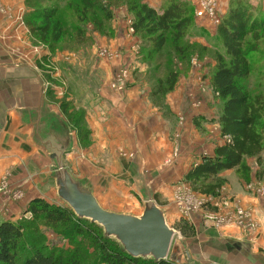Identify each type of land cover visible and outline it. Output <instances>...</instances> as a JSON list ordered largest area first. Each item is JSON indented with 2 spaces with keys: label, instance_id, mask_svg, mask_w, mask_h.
Segmentation results:
<instances>
[{
  "label": "trees",
  "instance_id": "trees-1",
  "mask_svg": "<svg viewBox=\"0 0 264 264\" xmlns=\"http://www.w3.org/2000/svg\"><path fill=\"white\" fill-rule=\"evenodd\" d=\"M23 3L26 12L22 19L28 38L53 53L55 50L73 52L85 44L90 45L88 25L103 35H110V9L118 6L112 0H23ZM122 4L126 5L133 34L139 40V61L146 64L143 76L149 87V102L164 114H170L166 95L174 90L179 77L189 71L191 57L214 58L209 82L221 101L216 121L224 140L214 147L213 156L202 157L192 164L183 179L200 195H216L225 182L220 174L228 169L242 180L248 181L253 175L255 180L264 181L262 8L249 0H229L215 26L214 38L219 47L207 48L200 42L188 40L193 35L190 29L195 26L194 7L189 0H163L160 10L143 0H122ZM61 43L65 48H61ZM133 76L139 77V72L133 70ZM254 78L261 81L255 91L247 83ZM52 97L78 141L88 145L90 130L84 110H76L72 100L66 97ZM193 123L199 126L197 119ZM248 158H253L257 166L253 174ZM26 210L31 215L29 219L0 220V264H192L180 262L172 254L158 262L131 257L121 251L116 242L104 237L98 226L78 219L64 205L34 198L27 203ZM39 223L55 229L71 242L72 249L46 247L40 235H36ZM83 247L92 248L91 261H87Z\"/></svg>",
  "mask_w": 264,
  "mask_h": 264
},
{
  "label": "crops",
  "instance_id": "crops-1",
  "mask_svg": "<svg viewBox=\"0 0 264 264\" xmlns=\"http://www.w3.org/2000/svg\"><path fill=\"white\" fill-rule=\"evenodd\" d=\"M143 1L157 10H160L163 5V0ZM189 1L195 5V20L198 25L211 24V18L201 8L202 0ZM216 1L217 8L223 14L229 0ZM249 1L251 4L259 5L264 11V0ZM0 2L10 9L22 5V0H0ZM12 22L14 19L0 12V185L2 183L6 185L0 191V220L16 218L30 200L45 198L43 186L49 189V185H54V181L50 183L47 180L49 175L52 177L53 163L44 146L38 142L37 133L44 105L62 117L57 106L54 110V106L45 100L44 82H47L44 79L43 73L45 72L37 62L38 59L35 55L27 54V50L23 49L20 42L14 38L19 35L18 33H21V30L17 28L14 32ZM117 23L121 28L125 26L123 22L118 21ZM124 32L122 31V35L120 34L118 38L114 37L115 39L105 40L102 43L115 49L125 45L128 55L133 57V54L130 53L131 45L139 40L136 37L128 36V34L125 36ZM213 32H215L214 25ZM21 36L27 37L22 33ZM22 53L27 55L26 59L21 58L20 54ZM65 53L72 54L73 52ZM65 53L58 52L53 60H60ZM136 58L138 57L133 58L136 62L133 60L131 68L133 70L135 68L140 76L131 77L132 79L123 93L110 88L109 78L108 80L101 79L103 83L98 81L95 87L92 86L95 93L93 101L95 105H92L89 110L92 114L90 116L86 114L85 117L94 137L97 138L96 147L108 150L110 153L105 165L110 166L111 169L120 170L119 175L122 176L128 172L132 173L139 184L146 181L147 178L157 182L159 187L154 185L152 190L156 195L158 190H164V182L181 176L183 178L184 173L191 167L190 165L200 161L202 157L213 156L214 147L222 142L214 144L213 141L206 139L209 135L199 134L195 131L193 119L200 115H196L195 111L189 112L183 102L187 98V91L192 87L182 92L178 86L176 90L169 93L171 99L167 96L165 103L170 114H164L163 111L152 106L148 99L149 87L143 76L146 64ZM204 63L206 62L197 61L196 64H193V67L187 72L186 81H189L190 75L193 74H197L198 78L196 71L204 72ZM60 71L58 66H54L52 73L59 76ZM104 73L102 70H98V73L94 74H99L102 77ZM188 83L186 86L191 85ZM192 85L196 84L193 82ZM192 89H196V87ZM89 91L86 89V93ZM188 98L187 106L194 107L193 97ZM85 100L90 103L89 96ZM103 113L107 114L105 115L106 120L100 124L97 119H100ZM181 120L184 124H179L178 121ZM216 127L219 134L218 123H216ZM170 138L171 140L174 138L173 141H169ZM174 143H180L181 155L172 164L163 165L162 161L166 159L167 152L171 150ZM67 154H64V160ZM162 158L164 159L162 160ZM100 161L102 162L103 159ZM130 161L134 163H130ZM251 161L252 163H250ZM247 164L253 174L257 167L255 160L248 158ZM220 175L224 177L225 182L217 193L234 197L233 199L253 218L256 227L244 230L233 222L218 226L211 221L204 220L199 214L186 215L188 220L195 225L198 237L202 239V245L218 243L220 249L223 245L226 252V254L222 252L213 255L206 253L199 254V256L205 261L215 264H264V197L258 196L252 187L246 188L245 183L236 178V174L233 175L232 169L225 170ZM252 178L251 181H257L254 176ZM45 181H47V185L44 184ZM93 189L96 191V186H93ZM173 190L174 186L169 191L163 192L169 193L170 196L173 194ZM6 191L8 194L18 191L22 196L18 200H12L7 196ZM93 193L95 197L99 198L97 192ZM213 196H218V194ZM170 204L166 217L174 219L179 210L174 206L172 199ZM123 210L125 209L121 208V211ZM186 256L188 258L187 254Z\"/></svg>",
  "mask_w": 264,
  "mask_h": 264
},
{
  "label": "rangeland",
  "instance_id": "rangeland-1",
  "mask_svg": "<svg viewBox=\"0 0 264 264\" xmlns=\"http://www.w3.org/2000/svg\"><path fill=\"white\" fill-rule=\"evenodd\" d=\"M112 1H113V4H116L118 6H113L110 9L112 18L108 22H109L111 34L106 36V35L99 33L95 29H92V26L90 25L86 26L87 34L90 35V37L92 38V43L90 45L85 44L79 47L76 51H73L72 54L65 53L67 52L66 50H61V51L55 50L53 53L50 50H48V48H46L45 46L33 43L28 38L27 32L20 27L18 29L21 30V33L23 34V36L26 35L27 37L26 38L22 36L20 37L19 35H21V33H18L19 35L16 34L18 36L14 37L16 38L17 41L20 42L23 49L27 50L26 51L27 54L32 55L33 53L36 59H38L37 62L40 63L41 68H43L45 72L43 73L44 79L47 81V82H44L45 92L47 91L50 97L54 96L56 99H62V97H66L67 99L72 100L74 108L76 110L83 109L85 116L86 114H88V116L92 114L89 111L92 105H95V103L93 102L95 98L94 96L95 93L93 92L92 88L95 87L96 84H98V81L102 82L101 79L108 80L109 78V83H110L113 75L115 74V71H117L122 66H127L131 69V66L134 60L133 58L138 57L139 55L138 53L139 45H140L139 41H137V43L134 42L131 45V47L136 44L138 45V51L137 53L133 54V57L128 55V52H127L128 50L127 48L124 47L125 45H123L122 48L115 49L109 45H104L102 43L105 40L115 39L114 37L118 38L120 34L122 35L121 33L122 31H125L124 34L125 36H127L126 28L127 26H129L130 21H131V17L129 13L127 12L126 5L125 4L120 5L122 0H116V2L115 0H112ZM42 3L44 2L42 1ZM191 3L194 7L195 6L194 3L193 2ZM216 7H217V3H216ZM201 8L204 12L203 2H201ZM24 11L26 12V7L24 6L23 0H22L21 6L11 7L12 15L22 16ZM223 14H221L219 8H217L214 15L212 16L207 15L209 18H211V24L198 25L197 21L195 20L196 9L194 7L195 26L193 25V27L190 29L193 35L188 40L191 42L192 41L200 42L207 48H213L216 46L219 47V45H217L216 43V39L214 38L213 25L214 27L216 26L217 22L219 21L220 17ZM118 21L123 22L125 26L121 28L117 23ZM11 24L13 25L14 32H16L17 27H18L17 22L14 21ZM131 36L135 37L133 33ZM60 46L61 48H65L63 47V43H61ZM100 47H107L109 49L111 48V50H119L121 53V58L120 59L105 58L104 56L99 54ZM58 52H63L65 54L60 58V60H53V58ZM130 53H132V51ZM22 54H20L21 58H23ZM126 56L127 58H125ZM136 59L140 60V58H136ZM134 61L136 62V60ZM197 61L206 62L204 63L205 71L204 72L196 71V73H198V78H197V74H193V75H190L191 77L189 81H186L185 79L187 77V73L181 75L178 79L179 81L177 82L174 90H176L178 86L180 89H182V92L185 91L187 88L196 87V89H192V88L191 90L189 89L187 91L188 93L186 92L187 98L186 99L184 98L185 100H183V102L186 105V109L189 112L195 111L197 112L196 115H200L196 117L193 116L195 117L194 119H197L199 123V126L196 127L195 131L198 132L199 134L209 135L206 139L209 141H213L214 144L219 143V141L221 143L223 142L224 138L218 136L219 135L218 131H216V129H218L216 127V123H217L216 116L221 108V101L217 98L209 82L210 70L214 65V58L213 56H207V55L202 56V58H196V56H192L191 59L189 60L190 69L193 67V64H196ZM178 63L179 62H176V64ZM54 66H58V68L61 69L59 76H55L52 73ZM104 69L105 71H107V73H104L105 72ZM98 70L103 71L104 74L102 75V77L99 76L100 73L97 75L94 74L95 72L98 73ZM46 73H49L48 76ZM133 78L135 77L133 76ZM187 82H189L188 84H191V85L186 86ZM193 82L196 85H192ZM247 83L249 87H251L253 91H255L254 89L260 86L261 81L260 79L254 78L252 82L248 80ZM251 84L253 85L250 86ZM86 89L90 90L89 93H86ZM50 92L52 94H50ZM168 94L166 95V97L169 96L171 99V95L170 94L168 95ZM49 96H47L45 100L49 102L48 104L54 106V110H56V105L51 100L53 97L50 99ZM88 96L90 98V103L86 102L85 100V98L88 99ZM188 97H193L192 101L195 104V105L193 104L194 107L189 108V106H187V102L189 101ZM199 112L200 114H198ZM105 115L107 114L103 113L100 119H97L98 122H100V124L106 120ZM85 120L90 130V142L88 145H84L80 143L75 133L71 131L73 140H72V145L69 151L67 152L68 154L65 157L66 159L64 160L66 167L76 177L84 179L87 182V184H89L92 188L93 186H96V191L95 189H93V192H97L99 198L97 197L96 198L102 207L106 209L114 210V211H118V210L121 211V208H122V209H125L123 210L124 212L139 214L143 207L142 194L148 193L149 192L148 188L153 190L154 185L158 186L159 184H157V182L155 183L153 180H149L148 178L146 180L147 182L143 181L141 184H139V181H136L134 179L136 177H134L132 173L128 172V174H125L124 176H122V175H119L120 170H115L113 168L111 169L110 166H106L105 163L107 162L106 160L109 159L110 153L108 150H101L96 147L97 138L94 137L93 131L91 130L86 117H85ZM178 122L179 124H182V123L184 124L183 120L178 121ZM173 139L171 140L170 138L169 141H173ZM167 144H168V141H167ZM179 145L180 143L179 144L174 143L172 145L171 150L167 152L168 154L167 155L165 154L167 157L164 161H162L163 165L172 164L181 155V146ZM174 147L178 148L176 156H173L172 154L174 151L173 149ZM118 151L120 152L121 149ZM151 152H154V151H151ZM111 156L113 157V154H111ZM164 158H162V160ZM100 159H103V161L101 162ZM130 163H134V162L130 161ZM250 163H252V161ZM233 175L235 176L234 172H233ZM252 177L253 175H251L248 181H245L242 179L241 180L245 183L246 188L249 189V187H252L254 192H256L255 188H256L257 181L256 182L251 181L253 179ZM236 178L240 179L237 175H236ZM47 180H49V182L52 183L53 177L49 175ZM44 184L47 185L48 184L47 181H45ZM164 184L165 185L163 186V189H164L163 191H166V192L169 191V189H171L172 186L174 187L181 186L182 188L183 187L187 188L186 186H188L191 190L193 189L192 188L193 186L189 182L185 181L182 178V176L177 179L174 178L172 181L167 180L166 182H164ZM1 185H4V187L6 186L5 183H2ZM43 188L45 190V198H42V199H44L46 202L50 204L67 206L56 195L54 185L53 186L49 185V189L48 187H45V186H43ZM50 189L51 191L49 192ZM160 191L159 190L157 191L156 198L154 197L155 195L153 192H152V196L155 202L158 203V205L161 206L165 210V213L167 215V212L169 213L168 207L171 205L170 204L171 199H173V196H172L173 194L169 196V193L166 194L165 192L163 191L160 192ZM194 192L196 191L194 190ZM6 194L9 197L7 191H6ZM217 194L220 195L221 193H217ZM21 196L17 198H11V197L9 198H11L12 200H18L21 198ZM229 197L232 199L234 198L231 196ZM9 198L8 200H10ZM26 206L27 205H25L24 209L20 212V215L17 216L16 219L21 218V217L29 219L31 217L30 213L27 212L26 210ZM7 219H15V218L10 217ZM87 221L90 222L89 220ZM166 221L169 224V226H171L175 230V234L172 239V243H171L168 256L170 254L175 255L180 262L190 261L192 262V264H215L212 262L205 261L204 259H202V257L199 256V254L208 253V254L213 255L214 253L220 254L221 252L226 254L224 246L220 245L222 247V249H220V247L218 246L219 245L218 243L202 245L201 244L202 239L198 237L197 231L195 229V225H193L192 224L193 222H190V220H188V217L185 214L181 213L180 211L177 217H175L174 219L167 216ZM95 225L98 226L97 224ZM98 227L101 229L100 226ZM36 235H40V239L46 245V247H54V248L60 247L64 249H72L71 248L72 246L70 247L71 242H69L65 238H62V236L58 234L55 229L46 227L41 223L37 224ZM108 239H110L111 241H114L111 238H108ZM117 245L120 249V246L118 243ZM83 248H82V252L87 256V261L89 260L91 261L92 257L90 254H91L92 248H89V249L85 247ZM218 249L220 250L218 251ZM186 254L188 255L189 259L187 258Z\"/></svg>",
  "mask_w": 264,
  "mask_h": 264
},
{
  "label": "water",
  "instance_id": "water-1",
  "mask_svg": "<svg viewBox=\"0 0 264 264\" xmlns=\"http://www.w3.org/2000/svg\"><path fill=\"white\" fill-rule=\"evenodd\" d=\"M40 120L37 140L53 163L51 174L58 198L77 218L100 226L103 236L116 241L129 256L154 262L166 259L175 230L167 223L165 210L153 199L152 190L149 188L148 193L142 194L139 214L102 207L92 187L74 176L64 163V154L73 140L68 123L45 105Z\"/></svg>",
  "mask_w": 264,
  "mask_h": 264
},
{
  "label": "built area",
  "instance_id": "built-area-1",
  "mask_svg": "<svg viewBox=\"0 0 264 264\" xmlns=\"http://www.w3.org/2000/svg\"><path fill=\"white\" fill-rule=\"evenodd\" d=\"M204 12L207 15L212 16L215 14L216 0H202ZM206 5V6H205ZM216 8V10H215ZM0 12L4 13L8 17L14 19L17 22L18 27L22 28L27 32V29L23 23L22 16H16L11 14V9L0 2ZM133 28L129 24L127 26V34L131 36ZM20 36V35H19ZM132 54L137 53L138 45L131 47ZM99 54L107 59H120L121 53L119 50H111L107 47H100ZM23 59L27 58V55H22ZM133 69L122 66L113 75L109 86L114 91L123 93L129 81L132 79ZM173 156L177 155V147L173 148ZM181 187L176 186L173 190V204L174 206L185 215H201L204 220L213 222L215 225H224L229 222L235 223L237 226L242 227L244 230H250L256 227V223L253 218L248 214L247 210L244 209L237 201L230 198L228 195L220 194L218 197L213 195H200L198 192L192 191L188 186ZM4 189V185L0 186V191ZM256 194L264 197V181H257ZM11 198H17L21 196V193L15 191L8 194Z\"/></svg>",
  "mask_w": 264,
  "mask_h": 264
}]
</instances>
